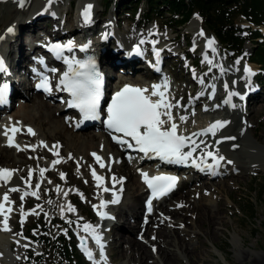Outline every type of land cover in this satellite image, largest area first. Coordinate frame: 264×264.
Wrapping results in <instances>:
<instances>
[{
    "label": "bare ground",
    "instance_id": "6f19581e",
    "mask_svg": "<svg viewBox=\"0 0 264 264\" xmlns=\"http://www.w3.org/2000/svg\"><path fill=\"white\" fill-rule=\"evenodd\" d=\"M59 1L60 0H0V26L4 25L0 30V61L3 62V66L5 69L4 71H0V76H4V78H7L8 84L12 88V93L10 96L11 101L9 103V106L3 108L0 112L6 116L0 127V169H8L12 171L11 179L8 180L7 183H5L4 181H0V203H4L5 206L4 213L0 215V220L2 221L0 225V261H2L3 264H20L26 251L32 249L33 247H31V240L22 236H14L11 233V228H5L7 227L6 223H8L9 215V211L7 209L13 208V203L9 200L8 201L10 203L5 202L3 200V196L4 194H6V191L13 188L14 186H19V189H21L22 192H26L28 190L27 186L23 185L18 180V177H22L24 176V174L16 172V169H19L24 166V164H29L30 162L26 160H19L16 163L14 162V156L21 157L26 153H35L36 155L40 154L48 157L49 160H51L50 163H47V166L51 165V168L56 167L57 169H61L65 173V184H78V181L74 177V172L72 169L73 164L71 160L76 159L79 155H85L83 158H81V163L83 164L80 168L83 171L84 167H88V178L92 180V183L94 185L100 184L99 195L101 196L100 198H98V201L95 202V209L96 214L98 212L104 214L103 218L101 215L97 214L100 224L105 225L100 231L98 228H96L97 232L94 229V234L100 237V244L105 246L114 245V250H117L118 252L115 257H113L111 253H109V256L107 255L105 258H103V260L92 259L93 263L95 261V264H112L111 261L115 260L114 258H123L124 251L119 252L117 247L121 248V243L126 242V244L129 246V248L127 249L128 256H126L128 257V263L130 264H178L177 254L179 252H177V249H180L182 251L181 256H183L182 254H184L186 257H188L189 254L187 250L189 245L187 247V245H185L184 243H179L180 245L178 244L179 246L177 247L175 246V241L173 242L172 240L171 242L173 244L170 243V245L173 246L174 249L172 248L171 250L167 248V246L169 247V243L166 241L168 235L164 230L160 229V225L162 224V222L168 220L167 218H169L168 223H172V221L174 220L179 221L178 218L175 217V215L180 212L179 210H181V207L185 208V206H187V208H191L193 219L195 220V222L201 225L206 224V233L209 235L212 234L214 236L215 233L212 230L217 222L215 218L216 215L219 216V212L221 211L219 210L217 205L214 206L215 209L209 207V205L215 204L214 202H216L213 201V196L210 193L217 190L216 193L220 195V193L223 192L224 188L222 189L219 186L213 188L214 185H212L211 182L221 179V181L219 182H221L222 184V181H225L224 178L233 177L235 174L237 175L242 174L243 172L255 173L262 170L264 171L262 165H258L257 161L252 160L248 151L253 146V143H251L248 139L249 135L252 134V137H255L254 131L250 130L254 125V118L251 117V114L248 112V107L242 106L240 99H238L239 104L237 105L236 102L232 100V95L229 96L230 93L241 90L242 88L243 92H246L245 103L256 104V102L262 101L264 99L262 98V92L258 90L257 94L253 93L252 89H254V87L256 86L252 85V83L248 84V82L244 84V87H234V90H230L229 87H226V96L224 97V100L229 102H224L223 106H221V109L218 106H206L202 110L201 115L211 116L210 119L185 125L186 121L189 120L188 116L190 114V110L194 109L195 104L198 103L201 99H204V97H202L204 89L210 91L213 88L212 84L206 86V84L199 82L200 88L198 89L196 94L198 99L197 101L192 100L191 102H189V104L187 105L188 110L186 114V112H184L181 107L176 104V102H180V97L179 95H175L174 93H172V76L164 77L163 80L160 79L158 82H154L153 84H150L148 82L144 83V80H140L138 83L137 81L133 80L134 77H136L138 74L142 75L145 80H148L149 77L151 78L153 75L151 74V69L147 70V73L149 74H145L142 72L136 73V68H141L139 66V63H141V61L137 60L138 54L135 50H133L132 47H130V44L139 45L140 51L142 53H138L142 55V57L140 58H143L144 62L147 63L145 64L143 62L145 66H157V64L164 65L167 63L165 53L170 52V57L175 58L177 52L171 53V48H167L168 46L165 45L166 43L163 37H157V35H154L153 37H151L154 38V40L151 41L152 43H149L150 46H152V52H150V54L154 56L156 53H159V60L153 61L147 59V57L144 56V51H142V40L136 37L139 34H134L136 36H130V32L126 30H117V21L114 22L112 18L108 19L106 22H101L97 17L98 11L93 0H81L79 2V6L75 10L77 19H73L69 22L60 17L61 11L59 10ZM21 3L22 6H20ZM88 5H91L92 7L90 10V21L86 23L82 16V12ZM47 18L53 19L52 21L56 26L54 29H50L48 31L46 30V26L43 25V22ZM200 22H198L196 18L191 21V26L196 28L193 29L194 31H196V34L194 35V41L195 44L199 41L201 42V50H204L201 56L204 57L206 64L210 66V71H212L214 70V65L218 66V64H214V57L219 48L214 38L202 31L199 24ZM9 29H11V31H9ZM70 31L75 36L80 35V41H78L80 43H92L93 41L95 42V45L90 44L88 47L92 46L95 49L99 50L103 66H105L104 68L106 70L108 69V72L105 73V77L108 81L109 86L113 85V79L115 80L116 76H120L112 74L110 73V71H116L117 73H119L122 69L125 74H123L121 76L122 79L117 82V88L125 87L127 85L138 88H146L148 89V92H146L145 95L150 96L153 85H162L164 84L163 81H166L167 88H161L160 91L164 92V102L172 105L170 109L172 120L165 124V127H170L171 123H175L177 125V132L180 135L191 137V140L195 141V143L199 145V148H197V150L193 153L192 157V159L196 160L197 165L199 166L193 165L191 159L187 163H182V165L181 163H179L181 167L187 165V168H185L187 170V174L193 173V177L190 175L193 179H190V177L188 178L187 176L182 178L178 177L174 192L176 190H183L181 192L183 193V195H181L179 199L175 203H173V209L171 208V206L167 207L165 205L166 202H164V200L166 199L161 200L162 198H159L157 199V202L152 203L154 211L151 215H145L143 217L142 214H138L139 201L144 195L146 196L148 194V186L144 183L141 173H147L149 177H152L155 176L156 172L162 170H170L173 173L176 172L177 169L181 173L184 172L183 170L176 167L168 169L164 166H161L160 164H156V162L152 164L147 163V161L145 160H141L138 164H136V161L134 163H129L126 161V159L121 161L119 158L122 153L124 154V150L132 148L127 147L129 144H132V140L124 139L127 140V143L121 144L114 141L112 135H108L107 138L109 139H104L103 136L105 135L93 134L91 133V131H86L87 133L78 131L65 117L64 119L57 118L61 115V113H58L57 110H54L53 106L50 105L48 100H43L38 94L36 95L39 98L37 97L33 100L30 99L31 91L34 92V83L32 85H29V83L28 87L24 88V90L22 91V88L20 89L18 86V81L12 78V73L18 74V71L26 70L27 61H30L34 53L38 52L37 50L39 49L35 48L39 47L38 44H40L42 40L44 42H47L51 38H55L54 40L57 41L60 40V37H62L60 34L66 32L70 33ZM41 32H44V34H41ZM262 32L264 34V29H262ZM54 33L58 34L59 39L57 38V35H54L52 37ZM201 33H203V35H201ZM73 35L71 36L73 37ZM183 39L188 41V37L186 35L183 37ZM209 41H212L213 43L209 45ZM78 42L76 41L75 44L77 45ZM71 44L73 46L72 42ZM178 49L181 50V47H178ZM208 52L211 54V56ZM119 57L121 59H119ZM210 57H212V59ZM127 58L130 60H128ZM43 59L45 60L44 56ZM209 61H211V63H209ZM248 64L249 66L252 65L250 63ZM228 73L229 72L226 68H222L221 74H219L218 77L221 78V75H226ZM208 75H210V72H207V74L204 75L203 78H206ZM219 78L214 77V81L219 80ZM245 78H247V75L245 76ZM0 79L2 78L0 77ZM246 80L249 81L248 78ZM243 92L240 93V95H244ZM216 94L217 91L213 89V91L211 92V96L217 97ZM151 98L154 101L160 99L158 96H154ZM15 102H19L18 109L17 111L12 113L11 109L14 106ZM28 102L30 103L29 105L27 104ZM259 110L261 111V109H258V111ZM162 111L167 110L162 109ZM218 111H221V113L225 111V116L222 118L214 119L213 116L217 114ZM182 116L185 117V120L183 122L180 119V117ZM161 119L168 121V116L164 115L161 117ZM17 120L21 121L16 122ZM217 121L224 122V124L222 127H218L214 130V135L212 133L200 135V133L208 129L210 125L216 123ZM23 126L25 127L24 129L21 128ZM225 127H227L226 130H223ZM230 127H233V130L231 132H228V129ZM58 128L59 130H57ZM13 129H15V131H13ZM29 129H31V133L29 132ZM54 130H57L55 131L57 132L56 134H54ZM76 132L82 134L78 136L75 134ZM43 133H46L45 136ZM193 133H196L197 135H193ZM1 138H3V142L1 141ZM49 138H54L55 141L48 142ZM255 138L259 140L258 137ZM52 142L56 143V145L54 146L58 147L51 149ZM225 144L227 147L225 146ZM189 145L191 147V142H189ZM63 147L67 150L65 154V156L68 158L67 165L62 164L64 163V159L60 156ZM88 151H90L91 153V160H88V158L86 157ZM184 151H189V148L184 149ZM207 152H212L214 155L222 156L224 157V159L220 160L218 165H215L212 158L205 155V153ZM93 154H95V156H99L101 160L99 162L96 161ZM202 158L204 159L203 164L200 163V160ZM54 161L59 162L54 163ZM33 163L39 165L38 162L33 161ZM101 163L104 165L103 167H101ZM207 165H212V167H207ZM144 166L150 167L149 169H146L144 168ZM93 171H95L98 176L103 177V179L101 181L94 180L92 176ZM50 174L51 172L49 170H46L44 175L48 176ZM119 176H121V178ZM107 178H111V180H107ZM53 180L57 182V178L54 176ZM195 181H202L201 184L206 183L204 195H202L201 197L204 200L202 206L196 204L198 202L194 201L195 197L191 198V195L194 194L192 192H196V190L190 188V184L191 182ZM105 188L108 189V195L104 193ZM87 191L88 193L92 192V190L88 189ZM201 191L203 190L200 189V192ZM174 192H172V194ZM72 193L73 191L69 190L66 192L67 195H65V193L63 194V197L67 199L72 209L76 210L74 205L71 203ZM120 195H122V197H120ZM126 196L129 197V200L126 203L125 208L120 209V211L115 215H113L112 213H107L110 205H117L118 202H122L123 200H125ZM197 196L198 195H196V197ZM114 198L117 200L116 203H112ZM8 199H10L9 196ZM102 200L106 202V205L101 208L100 205ZM182 202L183 206L181 205ZM143 209L144 207L142 205V211ZM158 211L162 212L165 217H156L153 220L154 223L152 224H156L157 226H159L157 230L154 229V232L153 228L149 226V223H147L146 225L143 224V220L146 218H149L150 220V218ZM111 215H113V219L115 220V222H119V233L115 232L113 238L108 241L106 240L107 237H104V235L112 232V228H105L108 226L107 224H110L113 220ZM124 216L132 219L136 225L134 224V227L127 226L125 219H123L125 221V225L122 224V218ZM121 233H127V235H129L128 239L124 238ZM133 233H136L134 237H132ZM140 237L147 240V243L155 247L154 252L145 249V245L141 243L140 240L142 239H140ZM81 239V241L85 242L83 238ZM11 244L16 245L15 252L11 251ZM213 247L215 248L214 245ZM91 254L93 255V253ZM126 256L124 255V258ZM155 258H157V260L150 262V260H154Z\"/></svg>",
    "mask_w": 264,
    "mask_h": 264
},
{
    "label": "rangeland",
    "instance_id": "374dc122",
    "mask_svg": "<svg viewBox=\"0 0 264 264\" xmlns=\"http://www.w3.org/2000/svg\"><path fill=\"white\" fill-rule=\"evenodd\" d=\"M80 1L81 0H60L58 2L60 6L59 10L61 11V15L59 14L60 17L65 19L67 22L73 19H77L75 10L79 6ZM93 1L98 11L97 17L101 22H106L108 19L112 18L114 22L117 21V30H126L130 32V36L139 34L138 36H134L143 41L142 49L147 58L150 57L149 50L152 46H150L149 43H152L151 41L154 40V38H151L154 35L164 38L166 43L165 45L168 46L167 48H171V53L177 52L175 58L170 57V52H166L165 56L167 59V63L161 65L160 68L164 73H167V71L171 72L172 93H174L175 95H179L180 102H176V104H178V106H180L181 109L186 112V114L188 110L187 105L189 104V102H191L192 100L197 101L198 99L196 94L198 89L200 88V85H197L196 82H202L206 85L212 84L213 88L210 90V92L215 89L217 91V97H213L211 96V94H209V96L201 99L198 103H196L194 109L190 110V114L188 116L189 120L187 119L188 121H186L185 125L205 121L206 119L211 118V116L207 115L202 116L201 112L208 105L217 106L223 102L222 100L218 99L221 93L224 92V95L226 93L225 89L223 90V92L221 89V87L224 85L223 81L225 82L226 87H229L230 90H234V87L237 86L244 87V84L246 82H248V84L252 83V85L256 86L254 87V89H252V92L257 94L258 90H260L263 95L262 98H264V67H261L258 64H252L249 66L247 58L249 60V58H251L252 56L250 43L244 44L243 55L239 60L236 61H230L231 57L229 56V54H226L224 52V48L217 43L219 50L215 54L214 64H218V66H215L213 64L214 70L207 71L210 72V75L207 76L209 80H206L207 77L203 78V76L207 74L206 70L203 73H197L204 70L206 62L204 60V57L199 58L200 51L197 48H200L202 44L200 41L195 44L194 35L196 34V31H194L193 29L196 28L191 26V21L195 18L198 20V22L202 21L200 18H198L199 16H195L196 14L192 15L189 21L183 26L169 27V24L166 23L169 22L167 18V9H162L160 13H158L159 15H151L148 21L144 16L147 10L146 4L144 2H142L139 8L135 10L128 6V3H130L131 0H109V5L107 8L105 7L106 0ZM52 20V18H47L43 22V25L46 26L47 31L56 27ZM199 24L203 32L214 38L211 32H209L201 22ZM3 26L4 25L0 26V30ZM247 26L248 24L244 23L243 20H241L239 24H237V27L240 28H245ZM68 32L63 34H72L71 31L70 33ZM41 34H44V32H41ZM54 35L58 36L57 33H54L52 37ZM185 35L188 37V41L183 39ZM214 40L216 41L215 38ZM41 43H43V40ZM132 46L133 45L130 44V47ZM178 47H181V50L178 49ZM184 55L186 56V59H183ZM209 55L211 56L210 53ZM120 57L119 59H121ZM212 57L210 58L212 59ZM192 65L193 68L191 67ZM139 66L142 67L144 65L143 63H139ZM165 67L166 69H164ZM222 68H226L229 73L226 75H221L222 77L219 78L217 75L221 74ZM246 68L249 71L246 72ZM216 69L219 70V74L215 71ZM18 72L20 74L16 75V79L17 77H19L21 80H24L21 72ZM110 73L120 75L118 81L122 79L121 76L123 74H121L120 72L117 73L116 71H110ZM246 75L249 81L246 80ZM214 77L219 78V80L214 81ZM133 80L137 81L138 83L140 80L145 81V78L142 75L138 74L136 77H134ZM21 88L23 91L25 85H23ZM242 92V88L241 90L233 92L235 93V95H232L231 98L234 102H236V104L238 101V95L240 96V93ZM243 93H245L246 95V92ZM36 94L37 93L31 91L30 99H36L38 97ZM18 104L19 102H15L14 106L11 109L12 113L17 111ZM27 104L29 105L30 103L28 102ZM242 106L248 107V112L251 114V117L254 118V125L250 130L254 131L255 137L259 138L258 140L255 137H252V134L249 135L248 139L251 143H253L252 148L248 150L250 153V157L252 158V160L257 161L258 165H262L264 169V99L262 101L256 102V104L243 102ZM53 109L57 110L56 108ZM258 109H261V111H258ZM224 116L225 111L222 113L221 111H218V113L215 114L213 118L218 119ZM57 118L64 119V116L60 115ZM20 121L21 120H17L16 122ZM21 128L24 129L25 127L23 126ZM226 128L227 127H225L223 130H226ZM230 128L228 129V132H231L233 130V127ZM57 130H59V128ZM57 130H54V134L57 133L55 132ZM92 132L93 134L97 135H105L103 136V138L109 139L107 138L106 134L101 131ZM43 134L45 136L46 133ZM75 134L80 136L82 133L76 132ZM1 141L3 142V138H1ZM51 141H55V139L49 138L48 142ZM54 145H56V143L52 142L51 149L55 148L52 147ZM66 151V148L63 147L62 153L60 154V156L64 159V163H62L64 165L68 164V158L65 156ZM90 154V151H88L86 154L88 160H91ZM84 156L85 155H79L76 159L71 160L73 164L72 169L74 172V177L78 181V184H65V173L61 169H57L56 167L51 168V165L47 166V163H50L51 161L48 157L40 154L36 155L35 153H26L21 157L14 156V162L16 163L19 160H26L30 162L29 164H24V166H22L21 168L16 169V172L24 174V176L18 177V180L23 185H26L28 190L26 192H22V190L19 189V186H14L13 188H18L19 190L16 192H12L9 190L6 191V195L10 197V199L8 200L13 203V208H10L11 211H9L8 223H6L7 227L5 228H11V233L14 236H22L31 240V247L33 246L32 249L26 251L20 264H27V258L29 255H31L32 258H38L41 255V257H43V260L45 261V264H49L50 262H58L61 259L58 256V250L56 247L60 248V246H58V240L63 237H65L68 242L67 246H72V243L77 246H75L77 249V253L82 254V261L84 262V264H93V262L91 261L90 263L87 262L86 253L81 251V249L84 248L90 249V253H95L97 256V260H103L101 258L99 259L98 256L101 251L104 252V258L107 255L109 256V253H111L113 257L117 255L118 252L117 250H114V245H103L102 250H100L101 247L93 240L90 234L94 229L97 232L96 228H98L100 231L105 224H100L95 209V202L98 201V198H100L101 196L99 195V187L95 186L92 183V180L88 178V167H84L83 171L80 168L83 164L81 163V158H83ZM119 159L121 161L125 159L123 153L120 155ZM33 161L38 162L39 165L34 164ZM126 161L131 163L132 161H134V159L131 160L126 158ZM40 169L49 170L51 174L48 176H41L39 173ZM29 171L32 172L31 178H29L28 175ZM61 173L64 174L63 179H61ZM190 175L193 177V174H187V176L191 178ZM53 176L57 178V182L53 180ZM119 177L121 178V176ZM108 179L111 180V178H107V180ZM224 179L225 181H222V184L221 182H219L221 181V179L211 182V184L214 185L213 188H215L216 186H219L222 189L224 188L223 192H221L220 195L216 193L217 190L210 193L213 196V201L216 202H214L215 204L209 205V207L215 209L214 206L217 205V207L221 211L219 212V216L216 215L217 219L215 218L217 222L214 226L215 229L213 228L212 230L215 233L214 236L212 234L209 235L206 233V224L201 225L195 222V220L193 219L192 210L189 207L187 208V206H185V208L181 207V210H179L180 212L175 215V217L178 218L179 221L174 220L172 221V223H168L169 218L166 217L168 220H165L160 225V229L164 230L168 235L166 241L169 243H167L169 247L167 246V248L171 250L172 248L174 249V247L170 245V243L173 244L171 242L172 240L173 242L175 241L174 243H176L175 246L177 247L181 243H184L185 245H187V247L189 245L187 250L189 254L188 257H186L184 254H182L183 256H181L182 251L180 249H177V252H179L178 254L176 253L178 264H264V171L262 170L255 173L243 172L242 174H235L233 177ZM201 183L202 181L191 182L190 188L196 190V192H192L194 194L191 195V198L195 197L194 201L198 202L196 204L202 206L204 200L201 197L202 195H204L206 183ZM214 183H216L217 185ZM37 184H39L40 186L38 189L36 188ZM87 189L92 190V192L88 193ZM200 189H202L203 191L200 192ZM69 190L73 191L71 195V203L76 209L74 211H69L70 204L68 203L67 199L63 197V194ZM182 191L176 190L173 194L169 195L166 200H164V202H166L165 205L167 207L171 206V208L174 207L172 205L179 199L181 195H183V193H181ZM31 192H36L37 195H25V193ZM104 193L108 195L107 191H105ZM22 195L24 196L23 200H21ZM196 195H198L200 199L198 196L196 197ZM120 197H122V195H120ZM128 198L129 197L126 196L125 200H123L122 202H118L117 205H110L107 213H112L113 215L117 214L120 209L125 208L126 203L129 200ZM144 199L145 197H142L138 204L139 215L142 214V202L144 201ZM246 203H251L253 207V212L250 216L245 212L247 205ZM181 205L183 206V202ZM32 212H34V214H27ZM22 215L23 223H21ZM113 215H111L112 219L114 218ZM161 216L165 217L162 212L158 211L150 218V222L148 223L149 226L153 228V230H157L159 228V226H157L156 224H152L154 223L153 220L156 217ZM123 219L126 220L127 226L134 227L136 225L135 222L127 216H124L122 218V224L125 223ZM113 220L110 224H107V227H105L108 229L112 228V232L104 235V237H107L106 240L108 241L113 238L115 232L119 233V222H115V220ZM1 222L2 221L0 220V225ZM146 224L147 222L144 223V225ZM84 225H91L92 227L91 229L85 230L83 227ZM121 234L124 236V238L128 239L129 235H127V233ZM135 234L136 233H133L132 237H134ZM39 238H41V240H49L50 244H47L45 241L41 242ZM79 238L85 239V244L82 245L83 248L79 244ZM140 239H142L140 241L143 245H145L146 250L154 252V246H151L149 243H147V240L141 237ZM213 245L215 246V248L213 247ZM128 248L129 246L126 244V242H122L121 248L117 247V249L119 252L124 251L125 254L123 253V258H114L115 260L111 261L112 264H130L128 263L129 259L127 257ZM11 251H16L15 244H11ZM241 254L243 257L241 256ZM124 255L127 256L124 258ZM155 260H157V258H155L154 260H150V262ZM77 263V259H75L73 264ZM0 264H3L2 261H0ZM31 264L34 263L31 262Z\"/></svg>",
    "mask_w": 264,
    "mask_h": 264
},
{
    "label": "snow or ice",
    "instance_id": "6c2138e0",
    "mask_svg": "<svg viewBox=\"0 0 264 264\" xmlns=\"http://www.w3.org/2000/svg\"><path fill=\"white\" fill-rule=\"evenodd\" d=\"M91 5L85 7L82 12V16L84 21L87 23L90 21V10ZM11 31V29H9ZM203 35V33H201ZM143 43V41H141ZM213 42L209 41V45ZM62 46L54 45L53 49L58 50ZM69 50L72 47L71 42L66 46ZM138 51V49H137ZM158 56L159 53H156ZM67 63V61H65ZM78 63V70L74 71L71 76L69 73H65L64 77H62L60 83L64 86V88L70 93L72 96V100L69 102V107H76L82 113L84 119H98L99 113L98 109L100 106V100L102 96L101 92V77L98 72L93 71L94 65H85L83 63ZM211 63V61H209ZM3 62L0 61V71H4ZM245 71H249L247 68ZM37 88H43L45 91H48L47 78H43L39 84H37ZM166 89L167 83L165 82L162 85H153L151 95H145L148 92L146 88H138L132 86H125L121 91L117 92L113 98L111 103L107 108V120L105 121L108 129H110L114 133H121L124 137H130L132 141L135 142V146L140 152H143L146 156L150 153L155 154V156L159 157L161 160L170 162V163H187L190 159L192 160V164L195 166L197 162L195 159H192L193 153L199 148V145L195 143V141L191 140V137H186L183 135H179L177 133V125L175 123H171L170 127H165L169 121L172 120L170 109L172 105L164 102V92L160 91V89ZM6 95V86H0V103H3ZM235 95V93H230L229 96ZM158 96L160 99L152 100L151 97ZM242 98V97H241ZM229 101H225L227 103ZM162 109L167 111H162ZM167 115L168 121L162 120L161 117ZM181 121L185 120V117H180ZM224 122L217 121L216 123L209 126L208 129L204 130L200 135L212 133L215 134V129L218 127H222ZM15 131V129H13ZM31 133V129H29ZM34 134V133H33ZM193 135H197L193 133ZM113 140L124 144L127 143V140L120 139L117 136H113ZM191 142V147L189 145ZM11 146V141H10ZM132 147V144L128 145ZM58 147V146H54ZM189 148V151L185 152L184 149ZM203 151V150H201ZM95 159L99 162L101 158L99 156H95ZM207 157H211L213 163L215 165L219 164L220 160H223L224 157L214 155L212 152L205 153ZM59 161H54V163H58ZM200 163H204V159L200 160ZM104 165L101 163V167ZM207 167H212V165H207ZM46 169H40V175L43 176ZM29 178L32 176V172L29 171ZM12 171L8 169H0V181H4L5 183L11 179ZM92 176L94 180L101 181L103 177H100L96 174L95 171L92 172ZM143 177L144 183L148 186V188L152 192V196L148 200L149 211H151V200L153 197H158L162 195H166L174 186L176 182V177L173 176H152L149 177L147 173H141ZM64 178V174L61 173V179ZM100 186L99 184L97 185ZM39 184L36 185L38 189ZM19 189L11 188L9 191L16 192ZM104 191H108V189H104ZM33 195L36 196V192L25 193V195ZM65 195H67L65 193ZM24 196H21V200H23ZM3 200L5 202L8 201V196L5 194L3 196ZM117 200L114 198L112 203H116ZM10 203V202H9ZM106 205L105 201H101L100 207H104ZM95 207V206H94ZM11 211V209H7ZM5 211L4 203H0V215H2ZM69 211H74L69 205ZM27 214H34L27 213ZM103 215L101 212L97 213ZM21 223H23V215L21 217ZM85 230L91 229V225H84ZM6 230V229H5ZM93 240L103 248V245L100 244V237L94 234V230L92 233ZM82 241V245H83ZM88 255L89 259H92V254L87 251L86 248L83 249ZM104 258L103 251H101V259ZM95 264V261H94Z\"/></svg>",
    "mask_w": 264,
    "mask_h": 264
},
{
    "label": "trees",
    "instance_id": "16d2710c",
    "mask_svg": "<svg viewBox=\"0 0 264 264\" xmlns=\"http://www.w3.org/2000/svg\"><path fill=\"white\" fill-rule=\"evenodd\" d=\"M142 2L147 7L144 16L148 21L151 15H159L162 9H167L169 22L166 23L169 27L183 26L197 13L203 21L201 23L212 32L226 53L237 59L242 54L244 44L249 42L252 51L250 61L264 67V38L260 32L250 28L242 30L236 26L243 20L256 28L264 29V0H131L128 6L137 10ZM108 5L109 0H106L105 7ZM260 39L262 40L259 42ZM246 204L245 212L250 216L253 207L251 203ZM41 238V242L50 244L49 240ZM58 243L60 248H56L61 260L49 264H73L75 259L77 264H84L73 243L72 246H67L65 238L59 239ZM31 262L45 264L41 256L33 259L29 255L27 264Z\"/></svg>",
    "mask_w": 264,
    "mask_h": 264
}]
</instances>
